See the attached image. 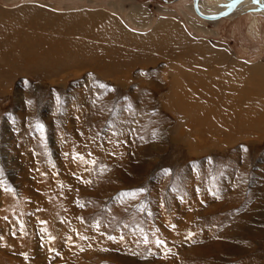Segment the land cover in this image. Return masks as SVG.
<instances>
[{
  "label": "rangeland",
  "instance_id": "1",
  "mask_svg": "<svg viewBox=\"0 0 264 264\" xmlns=\"http://www.w3.org/2000/svg\"><path fill=\"white\" fill-rule=\"evenodd\" d=\"M191 2L0 0V24L13 26L17 44L28 35L35 43L52 38L62 48L67 42L83 51L125 49L115 72L109 62L98 70L92 61L59 71L33 65L11 76L0 72V264H264V117L255 126L223 124L221 133L201 134L175 107L185 95L168 100L172 90L165 87L184 83L167 57L179 36L192 59L187 70L208 76L212 59L221 58V66L236 73L227 81L244 90L245 106L264 115V73L246 70L264 68V12L209 21ZM29 6L89 19L103 14L116 24L96 17L102 23L96 27H119L135 37L160 21L174 24L167 43L125 44L73 30L66 20L58 23L66 28L58 26L60 32L12 17ZM137 7L146 12L137 20L147 26L135 24ZM74 153L86 162L74 161ZM141 188L135 198L119 195Z\"/></svg>",
  "mask_w": 264,
  "mask_h": 264
},
{
  "label": "bare ground",
  "instance_id": "2",
  "mask_svg": "<svg viewBox=\"0 0 264 264\" xmlns=\"http://www.w3.org/2000/svg\"><path fill=\"white\" fill-rule=\"evenodd\" d=\"M229 1L230 0H223L220 3H218V5H214V6L212 5L213 6L212 7L211 6V3L213 2L212 0H197V6L201 13L213 14L224 10L225 4L228 3ZM261 5H264V0H261ZM243 11H249L252 13L264 12V7L254 4L252 0H240L232 9V11L223 17L231 18L236 14L243 13ZM133 13L135 17L134 19L135 24H137L138 26L139 25L147 26L149 24L145 20H137L138 18L143 17L146 14V12L141 7L135 8L133 10ZM82 16L83 14H71V13L55 15L52 14L51 12L42 10L40 7H33V6H29L17 10L12 14V17L16 19L29 17V19L31 20L28 24L32 25L34 28L37 29L38 28L46 29V30L50 29L53 31L60 30V32H62L63 30L61 29L62 28L64 29L65 27L61 26L58 23H60L63 20H66L67 24H69L66 27H72L73 25L74 27H72V29L80 28V30H82L85 33H91L94 34L93 36H100L103 38H107L106 40L112 42L120 41L126 44L127 42H129V40L134 39V40H138V42H141L139 43L141 45L149 41L151 42L152 47L153 46L155 47L156 41L158 42V44H164L168 42L166 30L172 29L171 26L172 24H174L173 22L160 21L156 24V26L152 28V30L146 36L141 35L140 37H135L132 35L133 33L130 34L122 29L120 30L119 27L116 28L115 31L109 30V27H107L106 29L105 28L99 29L98 27H96L94 24H99V26L102 24L96 21V17L99 20L106 19L105 21L111 22L110 24L113 25L116 24L115 20L109 19L107 16L103 14H93L91 16L93 17L92 19L85 18ZM209 21H213V20H209ZM103 24H108V23H103ZM58 26H61L62 28H59ZM11 29H13V26L11 24H0V60L5 62L6 65L10 66L11 69H13L12 67H14L13 70H10L9 68V71H7L6 69H2L0 65V72L2 73L4 72L8 76L13 75L14 74L13 71H17L22 66L27 68L36 65L42 68L41 71H43V69L44 71L47 69L52 71H59L73 65L74 66L88 65V63L92 61L94 65L98 68V70L99 69L102 70L103 66H106L103 62H109L108 71L115 72L118 69H120V67L124 64L122 55L125 53V49L123 48L109 49V46H98L99 48L96 49L95 51L92 50L83 51L79 47L75 48L72 46H66L67 42H65V44L63 45L64 47L62 48V44L60 42H53L54 39L50 40L52 38H46L45 43L43 42L35 43L36 39H34V37L31 36L29 37L28 35L24 36V38L22 37L21 38L22 41L19 42V44H17L18 42L16 43L13 41L14 38L12 39L13 36H11L12 34L10 33ZM178 32L183 33L180 29H178ZM176 38L178 40H174V41H179V43L175 44V46L171 48V50L167 51L168 53L167 57H170L172 60L169 63V66L176 73L174 77L175 78L179 77V79L180 77H183L184 83L182 84V81L180 83L179 82L180 80L178 82L176 81L168 82L165 85V87H171L172 92L168 93L169 96L167 97V99L171 101H173L174 99V101H176L177 98L176 96L179 95L178 93L180 92L185 95V97L179 99L182 101L175 103V107L178 110L183 111L186 119L194 121V124L192 125L196 127L195 130L197 129L200 130L198 132L201 134L202 133L208 134L209 132H213V133L216 132V134L221 133L223 130L222 129L223 124L224 127L225 126L226 128L232 127L233 129L244 128L245 123L249 124L250 126H255L264 117V115L261 112H256L253 108L246 107L245 106L246 103L242 101L244 96H239V94L243 95L244 90L242 91L241 89L236 88L234 84L229 83L231 80L229 82L227 81L228 78L234 79V77L236 76V75L234 76L235 72L230 73L228 72L229 70L227 69V67L225 68L222 67L221 58L212 59L211 65L213 66L214 69L212 72L209 73L208 75L209 77L202 73L190 72L189 70L186 69V66H190L192 64V59H189L185 51H183V47L181 45L185 43V40L179 36H177ZM146 44L148 45L150 43H146ZM108 49L109 52H111L110 53L111 56H108V54L105 53V51H107ZM134 52L132 53L136 54L139 51H134ZM114 57L115 59L116 57H118V59L116 61H113ZM178 62L180 63V65ZM205 64L208 65L207 63ZM239 65L241 66V64ZM246 68H247L246 70H248L252 74L264 73V68L260 67L259 65L249 66V67L247 66ZM218 77L225 78L224 80H226V82L222 79H218ZM235 89L238 90V94H234L231 92L234 91ZM252 97L254 96L252 95ZM178 103H180V107L177 106ZM187 112H190V114ZM198 113H199V117H195ZM211 124H213V127L211 126Z\"/></svg>",
  "mask_w": 264,
  "mask_h": 264
},
{
  "label": "snow or ice",
  "instance_id": "3",
  "mask_svg": "<svg viewBox=\"0 0 264 264\" xmlns=\"http://www.w3.org/2000/svg\"><path fill=\"white\" fill-rule=\"evenodd\" d=\"M238 2V0H231V2L228 4V5H226L225 7H227V8H231V7H233V5H235L236 3ZM253 3L254 4H257V5H260L261 7H264V5H261V0H253ZM99 87H101V88H106L108 91H112V89H110V88H107V86L106 85H103V84H100L99 85ZM130 107V106H129ZM35 127H36V129H38L41 133L43 132V125L42 124H39V123H37L36 125H35ZM114 135H119V133H113ZM142 139V138H141ZM66 156L68 155L67 153L65 154ZM89 155H91V154H89ZM72 159L74 160V161H80V162H86L85 161V158L81 155V154H79V153H74L73 155H72ZM90 163H95V161L93 160V161H90ZM164 171V173L165 174H167V172L169 171V170H167V169H165V170H163ZM5 191H8V192H11L12 191V189L11 188H5ZM145 191V189H143V188H141V189H135V190H131V191H126V192H122V193H120L119 195H120V197L123 199V198H135V196L138 194V193H140V192H144ZM80 207H84V205L83 204H80L79 205ZM5 219H7V217H5ZM82 219V218H81ZM41 223L43 224V223H46V222H44V221H41ZM97 228H99V226H100V222L98 221L97 223H96V225H95ZM125 227H127V226H125ZM174 227V226H173ZM41 231L42 232H45L46 231V229H41ZM81 239H86V237H83V236H81L80 237ZM109 240H115L116 238L115 237H112V236H108L107 237ZM49 239H54V238H52V237H49ZM121 241L124 239V237L123 236H121L120 238H119ZM144 243H147V240L145 239L144 240ZM163 243V241H157V244H162Z\"/></svg>",
  "mask_w": 264,
  "mask_h": 264
},
{
  "label": "water",
  "instance_id": "4",
  "mask_svg": "<svg viewBox=\"0 0 264 264\" xmlns=\"http://www.w3.org/2000/svg\"><path fill=\"white\" fill-rule=\"evenodd\" d=\"M239 1L240 0H238V2ZM230 2H231V0L228 3H226L225 6L228 5ZM252 2H253V0H252ZM235 5H233V7H231V8H227V7L224 6L225 7L224 10H222L221 12H219L217 14H203L198 9L197 0H192V2H191V7H192L193 11L195 12V14H197L199 17H201V18H203L205 20H216V19H219L220 17H223V16L229 14L232 11V9L235 7Z\"/></svg>",
  "mask_w": 264,
  "mask_h": 264
}]
</instances>
